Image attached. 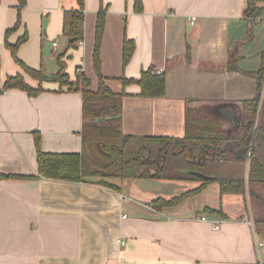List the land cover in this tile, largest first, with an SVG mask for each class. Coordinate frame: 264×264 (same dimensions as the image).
Returning <instances> with one entry per match:
<instances>
[{
	"label": "crops",
	"instance_id": "0c3cea01",
	"mask_svg": "<svg viewBox=\"0 0 264 264\" xmlns=\"http://www.w3.org/2000/svg\"><path fill=\"white\" fill-rule=\"evenodd\" d=\"M245 6L246 0H142L135 10L134 0H84L82 42L73 47L62 25L76 0H26L20 9L18 0H0V173L37 174L34 132L46 151L81 150L82 93L60 87L52 76L63 64L72 78L84 73L97 88L93 53L100 8L99 71L112 90H125L124 133L183 136L189 110L227 127L234 118H225L220 106L230 104L240 114L242 100L257 94L256 77L245 71L259 65L264 21L247 20ZM18 19L7 39L13 43L27 34L17 54L42 71L41 79L25 72L5 45L6 29ZM256 27L263 30L261 42L247 45ZM125 37L135 45L123 63ZM149 66L165 74L163 96L141 95L136 82L122 85L119 77H138ZM16 73L42 89L30 95L2 88ZM109 180L115 186L96 178L0 177V264L264 263V245L256 246L264 238L249 220L247 192L220 195L218 187L211 197L209 184L159 206L155 198L175 195L177 179Z\"/></svg>",
	"mask_w": 264,
	"mask_h": 264
},
{
	"label": "trees",
	"instance_id": "16d2710c",
	"mask_svg": "<svg viewBox=\"0 0 264 264\" xmlns=\"http://www.w3.org/2000/svg\"><path fill=\"white\" fill-rule=\"evenodd\" d=\"M77 7L64 11L62 32L68 46H76L83 37L84 0H76ZM26 0H18L20 9ZM142 0H134L135 10H140ZM244 16L249 21H264V0H246ZM19 24L18 21L6 29L5 45L25 72L41 79L40 69L26 64L17 54L18 46L27 34L16 42L7 39V33ZM104 25V10H98L94 65L98 72L96 89L90 87V80L84 73L77 72L75 80H70L63 67L56 72L60 87L80 90L83 97L82 147L80 151H46L41 147V136L34 132L36 146L37 174L18 175L0 173V177H32L41 175L52 179L72 181H96L115 186L111 178H163L191 179L196 185L169 198L157 197L156 204L168 206L181 199L198 193L211 182H217L220 195L224 193L248 194L247 208L254 228L264 238V46L260 52V62L256 69L245 71L257 79V94L241 102L240 119H232L227 127L222 121L196 117L188 111L186 132L183 136L124 133L121 129V107L124 88L118 92L111 89L99 71V46ZM134 40L124 38L122 60L126 63L134 50ZM81 79L80 83L76 82ZM122 85L136 82L140 94L149 97L163 96L166 92L164 72L149 66L138 77H119ZM16 87L28 94L38 93L42 86L28 83L21 73L8 75L2 88ZM263 90V91H262ZM238 122V125H237ZM232 142L234 149H242L236 156L226 148L218 151V146ZM104 143V144H103ZM105 146L106 148H104ZM204 210L223 215L219 208L205 206ZM263 232V233H262ZM264 264V263H263Z\"/></svg>",
	"mask_w": 264,
	"mask_h": 264
},
{
	"label": "rangeland",
	"instance_id": "374dc122",
	"mask_svg": "<svg viewBox=\"0 0 264 264\" xmlns=\"http://www.w3.org/2000/svg\"><path fill=\"white\" fill-rule=\"evenodd\" d=\"M260 30H261V27H256L255 30H254V36H253V38L249 37V34H248V37L249 38H247V41L245 43H247V45H251V46H255V47L257 46L258 47V45L261 42V39L263 37V30H261V31ZM61 67H64L63 64L61 65ZM55 76H56V74H55ZM69 78H70V80H73L74 81L76 77L72 78L69 75ZM55 79H57V76L55 77ZM80 81H81V79H79V78L76 80V82L78 84L80 83ZM49 84H51V83H49ZM63 87H66V86H63ZM103 147L106 148L105 146H103ZM174 183L175 184L172 187V189H173L172 190L173 191L172 193L173 194L174 193L179 194V193H181L182 191H184L186 189L192 188L193 186L196 185L197 182L194 181V180H191V179H182L180 181L179 180L178 181L176 180V181H174ZM217 184L218 183L214 181V182H211L210 185H209V187H208V191L207 192H208V195H212L211 197H213L212 192H214V191H216L218 189V185ZM257 230H258L257 233L261 234L259 232L260 231L259 228H257Z\"/></svg>",
	"mask_w": 264,
	"mask_h": 264
},
{
	"label": "water",
	"instance_id": "95a60500",
	"mask_svg": "<svg viewBox=\"0 0 264 264\" xmlns=\"http://www.w3.org/2000/svg\"><path fill=\"white\" fill-rule=\"evenodd\" d=\"M55 77H56L55 75L52 76V79H55ZM47 79H50V78H47ZM219 110L225 116V118H234L237 121L240 119L239 114H237L235 108L230 104H225V105L220 106ZM237 125H238V122H237ZM226 148L233 150L234 153L236 154V156L242 155V149H240V148L234 149L232 142H230V141L224 143L221 146H218V151L221 152Z\"/></svg>",
	"mask_w": 264,
	"mask_h": 264
},
{
	"label": "built area",
	"instance_id": "2783aa9c",
	"mask_svg": "<svg viewBox=\"0 0 264 264\" xmlns=\"http://www.w3.org/2000/svg\"><path fill=\"white\" fill-rule=\"evenodd\" d=\"M191 22H193V20H191ZM81 42H82V40H78V43H79V44H80ZM53 44L56 45V42L54 41ZM262 91H263V90H262ZM248 213H249V214H248V215H249V220H250V222L253 223V220H252V218H251L250 210H249V209H248ZM201 218H202V219H206V216H205V215H202ZM212 226H213V228H215V229L219 228V220H218V219H214V220H212ZM262 245H264V243H263L262 241H259L258 244H257V242H256V246H262Z\"/></svg>",
	"mask_w": 264,
	"mask_h": 264
}]
</instances>
